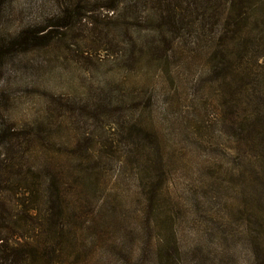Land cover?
Returning a JSON list of instances; mask_svg holds the SVG:
<instances>
[{
    "label": "rangeland",
    "instance_id": "1",
    "mask_svg": "<svg viewBox=\"0 0 264 264\" xmlns=\"http://www.w3.org/2000/svg\"><path fill=\"white\" fill-rule=\"evenodd\" d=\"M160 1L0 0V134L123 172L122 208L52 264H161L175 239L167 264H222L207 216H264L260 1L247 18ZM226 33L248 44H216ZM142 183L165 206L151 231Z\"/></svg>",
    "mask_w": 264,
    "mask_h": 264
},
{
    "label": "trees",
    "instance_id": "2",
    "mask_svg": "<svg viewBox=\"0 0 264 264\" xmlns=\"http://www.w3.org/2000/svg\"><path fill=\"white\" fill-rule=\"evenodd\" d=\"M259 1L264 11V0ZM155 4L159 10L180 15L249 17V0H163ZM235 36L226 33L216 44H248L235 41ZM122 173L0 134V264L54 263L58 245H72L84 231L95 232L100 220L122 208L117 209L121 194L116 188ZM142 186L140 212L145 211L143 227L151 231L156 226L151 214L155 216L165 206L155 187ZM207 219L206 231L219 241L217 260L226 258L222 264H264V216H240L239 222L230 224L213 215ZM199 245L204 251L205 246ZM238 246H244L239 257ZM177 250L175 239L164 250L161 264L174 260Z\"/></svg>",
    "mask_w": 264,
    "mask_h": 264
}]
</instances>
